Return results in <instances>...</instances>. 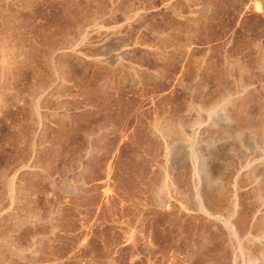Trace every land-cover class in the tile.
<instances>
[{"label":"rangeland","instance_id":"obj_1","mask_svg":"<svg viewBox=\"0 0 264 264\" xmlns=\"http://www.w3.org/2000/svg\"><path fill=\"white\" fill-rule=\"evenodd\" d=\"M0 38V264H264V0H0Z\"/></svg>","mask_w":264,"mask_h":264},{"label":"bare ground","instance_id":"obj_2","mask_svg":"<svg viewBox=\"0 0 264 264\" xmlns=\"http://www.w3.org/2000/svg\"><path fill=\"white\" fill-rule=\"evenodd\" d=\"M1 39V38H0ZM241 111V110H240ZM238 113V115H241L239 112H237ZM244 115V114H243ZM239 117V116H238ZM237 117V119H240V118H238ZM206 189H207V187H206ZM255 189H256V187H255ZM210 191V190H209ZM257 191L259 192V191H261V189L259 190V188H257ZM254 192H256V191H254ZM253 192V194H255V196L257 197V193H254ZM202 193V192H201ZM205 194V193H204ZM211 194V193H210ZM209 194V195H210ZM259 194H261V192L259 193ZM202 194H200V196H201ZM204 197V196H203ZM207 197H208V195H207ZM210 197V196H209ZM208 197V198H209ZM225 196H224V193H222V192H219L217 195H215V198L217 199V201L218 200H222L223 198H224ZM258 197H260V195H258ZM258 197H257V199H258ZM205 198V197H204ZM203 198V199H204ZM226 198V197H225ZM255 198V197H254ZM210 199V198H209ZM257 199H255V200H257ZM205 200V199H204ZM225 199H223V201H224ZM214 201H215V199H214ZM203 204V203H202ZM231 204H234V205H232V206H235V204H236V199L234 200H232V202H231ZM203 208H205L204 206H203ZM235 208V207H234ZM206 210V209H205ZM235 210V209H234ZM237 210V209H236ZM250 211V210H249ZM235 213V212H234ZM248 217V216H247ZM248 219V218H247ZM244 221V220H243ZM247 221V220H246ZM264 236V235H263ZM261 237V236H260ZM236 253V252H235ZM260 258H261V256H260ZM262 260V259H261ZM253 262H254V264H255V260L253 261V259L250 261V262H248L249 264H253ZM258 262H260V261H258ZM257 262V260H256V264L258 263ZM235 264V263H234Z\"/></svg>","mask_w":264,"mask_h":264}]
</instances>
